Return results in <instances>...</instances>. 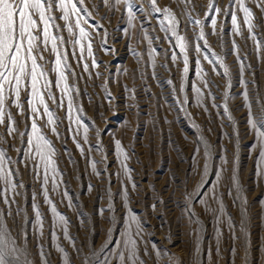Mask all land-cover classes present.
Instances as JSON below:
<instances>
[{
    "label": "snow or ice",
    "instance_id": "snow-or-ice-1",
    "mask_svg": "<svg viewBox=\"0 0 264 264\" xmlns=\"http://www.w3.org/2000/svg\"><path fill=\"white\" fill-rule=\"evenodd\" d=\"M121 43L135 61L132 86L121 79L126 67L104 59ZM112 85L137 116L141 99L156 108L143 113L154 128L175 123L159 115L162 107L191 122L190 151L169 142L176 170L167 182L183 188L187 258L149 231L145 212L157 213L160 194L143 211L134 207L142 193L132 165L146 175L148 165L126 133L106 132ZM241 111L256 183L264 184V0H0V264H264L239 175ZM201 113L219 128V143L209 138L214 127L197 123ZM81 161L97 180L86 188L102 202L94 215L105 224L103 240L94 227L83 238L71 231L68 212L86 231L89 220L69 187V169L79 173ZM202 215L214 221V251L202 246Z\"/></svg>",
    "mask_w": 264,
    "mask_h": 264
},
{
    "label": "rangeland",
    "instance_id": "rangeland-1",
    "mask_svg": "<svg viewBox=\"0 0 264 264\" xmlns=\"http://www.w3.org/2000/svg\"><path fill=\"white\" fill-rule=\"evenodd\" d=\"M214 40V38H213ZM118 49L115 56H106L104 59L110 61L116 66H123L129 70V78L121 77L124 83L132 86L133 81L131 80V74L135 71V61L132 56L126 51L123 44H117ZM217 51H219L217 47ZM167 74H165L166 76ZM140 81H136L137 87H139ZM113 91L117 95V100L115 101V114L112 110L105 113L107 118V133H115L116 135H121L122 132L126 133L124 136V142L135 146L136 152L139 159L147 167V175L145 174V168L140 164L133 162V167L138 170L139 175L137 180L140 182L142 198L139 199L138 203L134 204V207L138 211H143L145 209V203H151L152 197L155 194H160L161 198L164 200L163 204L158 205L157 213H152L151 209L145 212V218L152 228L149 231L153 234V238L160 242L163 246L169 248L173 253L179 256L187 258L188 250L191 247V236L189 235V225L186 218H182L183 213V188L178 187L177 183H172L169 185V177L171 172L176 170V157L175 153L172 152V146L170 141L177 142L180 146L184 147L186 151H190V146L186 145L184 142V136L187 135L190 139L193 138V130L189 127L190 121H186L182 116H177L175 111H167L166 107L160 109L159 115L161 117L167 116L169 121H175L174 124H163L157 122L156 127H153L151 118L147 115H143L145 112H151L153 115L156 114L155 107H149V102L146 99H141V115L137 116L136 112L129 111L125 104V99L123 97L122 89L118 88L116 85H112ZM92 89L90 88L89 91ZM152 90L154 92H159L155 84H153ZM143 95V93H141ZM151 103H154L151 102ZM195 113L197 110L192 109ZM91 110H89V115H91ZM244 113L236 112L235 117L239 121V127L241 132L240 147L238 150L239 156V175L241 181L246 189L248 198V216H249V228L251 231V240L254 249H260L261 245L264 244V184H257L256 178L253 173V167L251 159L249 158V143L251 138L244 137L245 122L243 119ZM131 121V127L125 128L126 122ZM197 123L201 124L203 128L214 127V132L209 134V138L216 143L220 142L219 128L215 125L208 123V118L202 113L197 116ZM101 127H104V123H101ZM231 131V129H227ZM109 139L108 135H105V141ZM73 146L69 143V148ZM231 150V144L228 145ZM74 151V149H73ZM79 160V156L77 155ZM111 160L112 157L110 156ZM62 166H66L65 162H62ZM84 162H80V172H76L69 169L71 172V181L69 187L75 196L79 197V203L82 206L84 212L88 214L89 220L87 225V231L85 228L81 227L79 221L77 220L75 212H68V215L73 221V227L71 229L73 235H78L83 238L91 229L94 227L95 232L99 233V236L95 237L98 240H103V231L105 224L101 217L94 215L95 209L98 204L97 191L94 190L90 195L87 194V183L90 182L97 184L95 177L89 178L86 172H84ZM114 168V165H113ZM112 170V169H110ZM77 174H82V181H77L74 177ZM178 179H183L182 175H178ZM82 184L84 185L82 187ZM151 185H155L156 193L151 191ZM118 187V185H117ZM98 188L100 186L98 185ZM116 191V188H113ZM102 194V188H100ZM197 211L200 212L201 209L199 205L196 206ZM62 211H67L63 206H61ZM230 210L234 215H237L236 210L231 207ZM157 216L163 218V220L158 219ZM204 220L206 231L204 232V237L202 239V246L204 249L211 247L213 251L215 250V238H214V221L209 220L206 216L201 217ZM163 223L164 227L160 228L159 225ZM47 235V233H46ZM166 237V238H165ZM170 237V240L168 239ZM94 238L89 235V239ZM223 244L225 248H229L232 241L228 238L227 233L223 237ZM227 255V254H225ZM220 264H224V260H221ZM236 264H240L239 259H237Z\"/></svg>",
    "mask_w": 264,
    "mask_h": 264
},
{
    "label": "bare ground",
    "instance_id": "bare-ground-1",
    "mask_svg": "<svg viewBox=\"0 0 264 264\" xmlns=\"http://www.w3.org/2000/svg\"><path fill=\"white\" fill-rule=\"evenodd\" d=\"M204 232L202 233V235H201V238L203 239V237H204ZM166 238V237H165ZM202 239H201V243H202Z\"/></svg>",
    "mask_w": 264,
    "mask_h": 264
}]
</instances>
